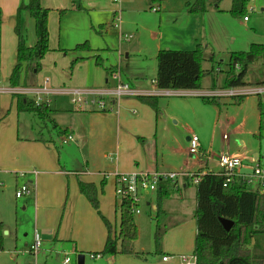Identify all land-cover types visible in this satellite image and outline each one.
<instances>
[{"label": "rangeland", "instance_id": "1", "mask_svg": "<svg viewBox=\"0 0 264 264\" xmlns=\"http://www.w3.org/2000/svg\"><path fill=\"white\" fill-rule=\"evenodd\" d=\"M27 2L28 0H19L16 6L12 1L9 5L0 4L2 87L10 85L15 65L12 61L17 49L16 28L19 26L27 45L34 46L37 41L33 17L26 10L18 14L21 3ZM183 3L184 0H123L117 4L113 0H101V9H79L80 0H75L76 9L69 11V8H64L62 22H57L58 33L55 38L59 40L60 25L63 28V43L70 41L67 36L76 34L79 39H83L82 44L86 43L87 46L76 49L78 44H74L75 51H49L42 61V68L34 72V75L28 73V80L23 73L21 79L28 83L32 80L37 86L48 79L52 88H90L98 85L97 75L103 78L111 69L118 67L119 61L123 68L128 66L134 71L143 68L149 78H155L159 45L165 49L193 50L200 43L203 48L204 45L208 48L204 50L202 62V88L224 86L229 69L228 61L220 62L224 55L229 51H247L252 43L264 44V0H247L240 14L232 11L233 0H206V8L202 13L188 12ZM67 5L69 6L66 7H71L72 1L68 0ZM115 9H119L117 13ZM245 15L248 16V21L244 20ZM117 16L121 20L123 34L133 36L130 41H120V29L115 25ZM180 31L185 36L184 42H170ZM196 33L199 35L198 40H194ZM114 51L122 52L120 60L118 56H107V53ZM99 52L106 56L103 64L96 62ZM78 55L84 58L75 60ZM250 67L245 79L264 76V64L257 62ZM246 97H243L245 105L232 98H220L221 104H217L218 112L222 110L223 126L212 143L211 152L214 154L211 166L214 169L218 167L221 153L238 155L248 162H256L253 155L258 153L260 160L257 161L264 164V104L259 108L257 96ZM14 98L11 94H0V222H3L7 232L4 249L0 250V264H60L66 254L71 258L69 264H152L161 258L155 245L157 226L163 232L161 249L167 244L180 247L182 242H195V184L190 183L186 192L181 187L183 196L177 195L176 191L171 197H163L160 210L157 208V190L139 189V201L136 205L139 213H134V219L139 229L135 249L141 256L130 257L118 253L115 261L110 262V255L102 253L107 237L102 216L119 229L121 198L115 194V161L106 159L107 156L100 150L92 153L98 162H105L107 165L89 169V172L100 171L108 180L105 189L98 190L99 208H95L80 190L74 194L70 188L69 195L67 183L63 191H58L51 182L58 177L50 168H45L47 172L37 168L39 175L47 178L45 187L49 188L48 193L44 191L37 195L39 208H36V201L34 203L29 198L32 194L17 198L16 185L21 186L24 178H17L15 172L27 170L38 156L39 147L30 137L39 138L42 135L49 141L54 140V156H59L60 159L57 170H62L65 177L75 169L77 160L82 163L85 158L76 141L64 144L63 136L57 137L53 119L44 121L36 112L19 111ZM255 103L258 110L253 111L252 118L250 107ZM51 106L53 118H57V121L60 118L61 123L68 120V110L64 109H76L65 95H54ZM259 109L263 113L261 117ZM226 120H231L229 126L224 124ZM234 128L235 132H232ZM224 134L228 136L227 139H224ZM190 171L195 172V168ZM40 195L42 200H39ZM183 220L187 223L181 225ZM36 233L42 239V246L34 254L30 248ZM95 253H102V257L95 258ZM81 256H84L82 263Z\"/></svg>", "mask_w": 264, "mask_h": 264}, {"label": "crops", "instance_id": "2", "mask_svg": "<svg viewBox=\"0 0 264 264\" xmlns=\"http://www.w3.org/2000/svg\"><path fill=\"white\" fill-rule=\"evenodd\" d=\"M11 1L14 3V6H16L19 2V0H0V4L3 6H5V4L9 5ZM41 1L42 6L49 9L48 29L50 51H75L76 49H73L74 44L80 45L83 41V39H79L76 34L67 36L70 41H68V43H63V28L59 25V40L55 38L56 33H58L57 22L58 24L62 22L61 17L64 13H60V10H63L64 8H69V11L76 9L75 0H71V7H66L69 6L67 5L68 0ZM47 1H49V3ZM113 2L115 1L113 0ZM121 2L115 3L119 4ZM85 8L101 9V0H80L79 9ZM118 10L119 9H115V12L117 13ZM118 28L120 29L121 42L130 41L133 38V36L131 35L128 37L123 34V32L121 31V22ZM67 31H69V29H67ZM198 38L199 35L196 33L194 40H198ZM184 40L185 36L182 31H180L175 39L170 42L182 44ZM202 41L205 42V39H203ZM160 48L165 49L162 48L161 45H159L158 52L161 50ZM206 48L207 47L204 45V50H206ZM1 49H3V42L1 43ZM231 52L233 51H229L226 55H224V58L221 59L220 62H223L224 60L228 61ZM108 55L114 58L118 56L120 60L122 52L114 51L107 53V56ZM96 56L100 59L101 64H103L106 56L102 55L100 52ZM44 58L42 59V61L44 60ZM82 58H84L82 55H78L76 56L75 60ZM16 60L17 49L16 56L13 58L12 62L16 64ZM118 64L119 65L116 69H111L110 72L106 73L103 78L97 75L96 83L98 85L92 86L91 88L114 86L116 84V80L113 78V73L117 69H120L121 79L129 83L130 86L138 92L142 93L158 88L156 86L155 78H149V75H146V72L143 70V68L134 71L130 70L128 66H126V68H123L121 66V61H119ZM244 81L247 84H260L264 83V76H253L251 80H247L244 78ZM9 87L12 86L9 85L7 87H2L0 85V89ZM221 87H225V85H214L212 88L207 87L205 89L202 88L194 90L201 91ZM1 93L11 94L10 92H0V94ZM13 97H15L14 99L16 100V105L18 108L17 97L15 95H13ZM242 98L232 99L241 101V103L243 102L242 104L245 105V98ZM69 103L71 104L70 101ZM155 103L156 108L140 99L139 96L131 95L122 97L120 99H109V103L105 110H87L85 108L79 107H75L76 109L70 110L69 108H67L64 110H68V120H65L62 123L60 122V118L58 121L57 118L56 120L53 118V106H50L52 110V112L50 113V119L54 120L55 128L57 130V137H62L66 134H72L75 138L73 142H77L76 144L83 151L85 160H83L82 163L77 160L75 162V169L72 172H69V174H67V177H65L66 174L62 173V170H57L58 167H60V159L59 156H54L56 152L55 148H53L54 140L51 139V141H49L41 135L39 138L30 137L33 142H36L39 148L37 150L38 156L35 158L33 163L29 164L27 170H37V168H41L43 169L42 172H47L45 171V168H50V170L55 172L58 177V179L54 178V180H52L51 182L58 188V191H63L64 185L67 183V186L69 188V195H71L70 188L72 190V193L74 194H77V192L80 190L79 181L93 182L98 187V190L105 189L106 184L108 183L105 175L103 176L101 173H99L100 171L89 172L90 167L99 169L107 165L105 164V162H98L96 160L94 153H92L95 150L102 151L104 156H107L105 157L106 159L109 158L111 161H115L116 172L119 173L134 171H179L181 169L193 170L194 168L195 172H220L221 167L219 165V162H217V169H214L211 166L213 156L212 154H214L213 152H211L212 143L216 133H220L223 126L221 125L222 110H219L218 112L217 106L218 103L219 105L221 104L220 98H207L197 95L158 96ZM255 109L258 110L256 103L252 104L250 107L252 118L254 116L253 111H256ZM261 116L262 114L260 111V117ZM224 124L226 126H229L231 124V120H226ZM232 132H235V128L232 130ZM195 133L199 135L202 143L201 155L197 157L191 156L188 152L189 139L191 135ZM54 157H56L55 160H53ZM253 157L254 160H260L258 153H254ZM37 171V175L29 173L26 177H23V182H31L33 191L31 193L32 197L29 198L32 199V202L34 203L36 201V208H39L40 202H37V195L39 196V193L44 191L48 193L49 188L45 187V180L47 178H45L43 175H39V170ZM19 172L20 171L15 172L17 178L19 177ZM62 179L65 180V183ZM55 181L57 182V184H55ZM113 181L115 183L114 178ZM190 183L191 182L187 178H180L176 182L163 181L160 183L158 189L163 186L164 189L169 190L171 192V195L169 197L173 196L176 191H178L177 195L183 196V193L188 190ZM17 187L18 185H16V189ZM181 187L184 188V192H182ZM42 199L43 197L40 195L39 200ZM110 223L112 224L114 232H118L119 229H117V227L113 225L111 221ZM180 223L181 225H183L187 223V221L183 220ZM195 233L197 234V227ZM194 249L195 242L193 240H190L186 243L182 242L180 247H173L167 244L164 249H161V258L157 260V262L152 264H180L179 255L193 254ZM135 251L138 252L136 249ZM116 255H110L109 261L114 262L116 259ZM124 255L132 257L131 255L135 254ZM140 256L141 255H139L138 257ZM164 256H170V258L168 260H164ZM80 261L81 263L84 262V256L80 257ZM132 263L137 264L135 262Z\"/></svg>", "mask_w": 264, "mask_h": 264}, {"label": "trees", "instance_id": "3", "mask_svg": "<svg viewBox=\"0 0 264 264\" xmlns=\"http://www.w3.org/2000/svg\"><path fill=\"white\" fill-rule=\"evenodd\" d=\"M154 1V0H153ZM160 1V0H157ZM247 0H233L232 11L242 13ZM184 7L191 13H202L206 0H185ZM26 10L35 20L37 41L34 46L26 43V37L19 26L17 35V60L10 77L12 87H34L28 83L27 74L38 72L41 61L50 51L48 17L49 9L42 6L41 0H28L21 3L18 14ZM60 10V13H63ZM198 44L193 50L161 49L157 54V73L155 77L158 88L201 89L204 68V48ZM87 46L80 44L76 49ZM97 63L100 59L96 58ZM257 62L264 64V44L252 43L247 51H233L228 58L225 87L248 85L244 78L249 67ZM26 81H22V74ZM39 86V85H38ZM18 110L36 112L43 120L50 119L51 108L36 106L34 100L22 94H16ZM140 99L156 108L153 95H139ZM262 102L259 99V107ZM261 114H263L261 112ZM201 172V171H200ZM79 188L95 208H99L98 187L93 182L79 181ZM197 188L196 225L194 254L196 264H264V195L248 189L245 182L233 180L226 187L224 177L212 171L203 173ZM161 186L157 190L158 204L171 192ZM220 218L233 221L230 230H226ZM107 228V238L102 253L105 255L135 254L134 242L138 239L139 230L134 219L133 206L130 200H122L120 205L119 231L114 232L110 221L102 216ZM5 228L0 222V250L4 249ZM163 232L157 226L155 233L156 252L161 253Z\"/></svg>", "mask_w": 264, "mask_h": 264}, {"label": "built area", "instance_id": "4", "mask_svg": "<svg viewBox=\"0 0 264 264\" xmlns=\"http://www.w3.org/2000/svg\"><path fill=\"white\" fill-rule=\"evenodd\" d=\"M115 2H121L122 0H114ZM254 10V8H251ZM153 10H158L153 8ZM249 18L244 16V20ZM116 26H119L121 20L117 16ZM113 78L116 80L114 86L100 87V88H52L49 86V80L46 79L43 84L34 87H9L2 88L0 92H10L13 95L22 94L28 96L34 100L36 106H48L53 104L54 95H67L72 105L79 108H85L87 110H105L109 103V99H120L125 96L131 95H153V96H202L207 98H242L245 96L255 95L262 104H264V83L260 84H248L245 86L237 87H221L208 90H194V89H174V88H157L147 92H138L134 90L129 83L121 79L120 69H117L113 73ZM224 139L228 136L225 134ZM75 138L72 134H66L63 136L62 142L64 144L74 141ZM201 139L199 135L192 134L189 139L188 152L191 156L197 157L201 155ZM221 171L220 174L224 177V186L226 187L233 180H241L246 183L248 189L259 192L264 195V164L260 161L248 162L238 155L230 153L219 154L218 159ZM29 173L34 175L38 174L36 169L25 170L19 172L20 177H26ZM202 172H193L188 169H181L179 171H134L126 173H115V194L116 197H120L122 200H130L133 206L134 213H139L136 208L138 205L139 189L142 190H157L160 183L163 181L176 182L180 178H187L191 183L197 185L200 182ZM31 182H24L16 189V197L21 198L25 195L32 193ZM42 246V239L36 233L34 243L30 248V251L34 254ZM95 258L102 257V253L93 254ZM170 256H164V260H168ZM180 264H196L197 257L193 254H181L179 255ZM71 258L67 255L60 264H69Z\"/></svg>", "mask_w": 264, "mask_h": 264}, {"label": "water", "instance_id": "5", "mask_svg": "<svg viewBox=\"0 0 264 264\" xmlns=\"http://www.w3.org/2000/svg\"><path fill=\"white\" fill-rule=\"evenodd\" d=\"M220 221L227 231L230 230L234 224L232 220L226 218H220ZM4 233L6 234L7 232L4 231Z\"/></svg>", "mask_w": 264, "mask_h": 264}]
</instances>
